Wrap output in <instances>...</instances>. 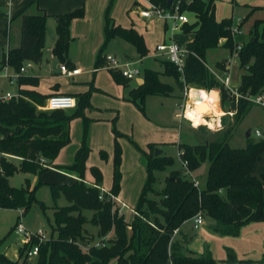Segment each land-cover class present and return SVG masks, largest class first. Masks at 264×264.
<instances>
[{"label": "trees", "instance_id": "obj_1", "mask_svg": "<svg viewBox=\"0 0 264 264\" xmlns=\"http://www.w3.org/2000/svg\"><path fill=\"white\" fill-rule=\"evenodd\" d=\"M216 1L180 0L177 3L181 12H193L196 15L194 23L184 24L186 32L196 29V36L187 44L190 53L183 71L169 59L163 61V72L153 68L144 70L143 83L130 91V100L143 112L148 96H166L173 91L170 84L161 80L162 74L175 78L181 88L187 84L220 89L222 104L230 103L228 91L206 62L207 52L217 48L222 38H227L224 46L230 50L234 48L231 33L234 21L232 18L216 19ZM151 2L161 8L174 5L169 6V0ZM31 5L37 6L38 0H33ZM255 8L259 7L253 10ZM109 10L110 5L106 11L105 42L98 54L97 65L105 63L103 51L116 37L136 46L141 56L147 55L143 36L134 28L115 25ZM83 14L81 8L57 16V40L53 51L63 62L67 59L71 21ZM19 16L22 17L20 45L8 50V58L3 53L1 62V66L8 64L16 71L26 61H41L47 24L45 12L29 14L23 11ZM251 35L240 52V67L244 70L239 87L242 94H256L264 89V20L255 22ZM110 71L117 83L129 84L130 80L119 71ZM30 81L37 82L32 78H19L21 84ZM21 92L25 98L0 102V208H24L26 213L34 203H38L46 212L50 207L36 196L42 181L30 190L29 186L11 185L9 178L18 170L34 173L45 170L41 158L54 159L70 141V121L88 106L91 91L78 96V107L72 113L66 109L38 108L54 94L44 95L31 90ZM204 93L207 91L195 87L190 92L192 95ZM252 107V102L241 97L235 121L222 137L206 143H180V157L188 162L190 170H197L208 163L206 186L200 190L181 170L172 171L166 185L157 190L154 187L155 171L174 165L175 160L168 155L155 157L154 144L149 145V152L140 149L146 156L148 176L136 206L137 213L131 221L119 213L120 204L110 197V194L117 196L121 187L122 149L118 142L115 146L113 187L109 193L102 191L99 186L102 173L97 167L92 168L97 177L95 185L83 180L90 152L86 142L89 125L86 119L82 145L76 153L74 164L69 167L78 172L82 179L72 184H49L54 199L63 195L69 204L59 206L56 203L51 207L54 222L51 223L50 240L40 243L37 264H215L211 256L197 257L183 253L173 237L185 222L192 220L200 211L211 221L212 229L223 235H237L246 224L264 219V175L261 179L253 175L254 167L264 153V139L254 141L249 137L247 146L243 148L230 145L235 129ZM115 133L121 135L117 129ZM4 154L17 155L23 160L18 166ZM221 189L223 192H220ZM149 192L155 193L159 199L149 198ZM85 210L93 212L92 216L88 217ZM37 243L38 239H34L33 245ZM27 248H20L18 260L0 253V264H25L29 258Z\"/></svg>", "mask_w": 264, "mask_h": 264}, {"label": "crops", "instance_id": "obj_2", "mask_svg": "<svg viewBox=\"0 0 264 264\" xmlns=\"http://www.w3.org/2000/svg\"><path fill=\"white\" fill-rule=\"evenodd\" d=\"M172 1V4L180 2V0ZM32 2L33 0H0V90L5 91L6 87L16 85L17 89L12 92L21 94L20 98H25L21 90L37 91L44 95H70L76 99L77 104L74 108H70L69 110L66 109L69 113H72L78 107V96L80 94L91 91V96L88 106L83 108L81 114L70 121V141L61 148L54 159L41 158V164L45 170L42 173L18 170L16 174L20 172L23 173L25 179V185L23 186H29L30 190L34 189L39 180L45 183V185L51 183L72 184L75 181L81 180L80 174L71 170L69 167L74 164L76 153L82 145L85 120L88 119L89 125L86 142L90 148V152L86 160L83 180L89 184L95 185V183H97V177L93 173L92 168L97 167L102 173L99 186L102 191L109 193L113 187L115 146L118 142L122 149L120 166L122 178L120 191L116 197L120 204V209H122V214L125 215V209L129 208L135 216L137 213L136 206L148 176L146 168L147 161L143 159L142 155L139 153L141 151L140 149L149 152V145L154 144L156 147L164 149L163 155H167V145L175 143L178 147V154L182 164L179 145L183 142L180 141V139L164 140V132L157 133L153 136V134H146L147 129H142L140 123L145 122V120L134 105V102L130 100V91L133 87L143 83V69L140 80L135 79L131 80L129 84H120L115 81L110 69L106 70L101 67L102 65H97L98 54L105 42L104 28L106 11L110 5L109 13L115 25H120L125 28H134L142 35L148 52L150 49L156 50L158 44L168 43L171 40H175L187 47V44L195 39L196 29L186 32L184 24L194 23L197 20L196 15L193 12L186 11L185 14L189 22L172 30L170 21L156 16L144 17L140 14L141 10L147 9L150 4H152L151 0H112V2L111 0H38L37 6H32ZM254 7L259 8L253 10ZM81 8L84 10V14L74 18L69 27L70 39L68 43L67 59L63 62L53 51L57 40V16ZM23 11L29 14L45 12L47 14V24L41 61H26L24 63L30 65L27 66V71L22 76L35 79L37 82L30 81L21 84L19 82L20 77H12V75L16 74L18 71L9 66L8 73L11 76L5 75L2 71L1 62L3 53H7L9 49L20 45L22 36V17L19 15ZM214 11L218 21L225 18H232L234 22H237L238 18L242 19L241 25L243 32L239 37H236V41L245 44L252 37L251 29L255 22L257 20H264V0H217ZM224 43L225 41L222 43L219 42V46L215 49H229L224 46ZM102 55L104 58L105 55H107L105 50ZM45 57L48 59L47 65L43 63ZM147 57H149L148 53L145 56H141V58L136 61H138V64H141ZM153 57L158 60V63L162 67L159 71L163 72V61L167 59V56L156 51ZM226 58L227 56L222 57L217 61L215 67L209 66V68L222 73L225 69L224 61ZM123 59L131 58L125 55ZM62 64H65L70 70L80 69V73L68 76L60 69ZM29 68L31 69L30 73L28 72ZM241 70L243 69L241 68ZM241 73L239 82L236 80L233 81L235 85L241 84L244 71ZM171 79L174 81H171ZM161 80L170 84L173 87V91L166 96L151 95L146 99L154 97L160 100V102L165 103V101L173 97H180L179 106L182 107V99L185 95L183 92L179 96L175 94L176 90L180 88L175 78L162 74ZM133 83H136L135 86H133ZM45 104L42 106L39 105L38 108L45 110L43 109ZM237 104L238 101L233 99L228 106L223 105L220 92L218 106L224 114H226V112L235 113L237 111ZM256 107L258 111H255V109L252 111V108L246 116L252 115V113L259 114L258 112L263 114L264 108L259 106ZM178 114L180 113H176L175 116L178 117ZM186 117V120H193L189 117L188 111ZM221 118L222 117L214 118V123L216 124V121H220ZM245 118L237 126L238 128L247 120H245ZM154 128L157 129V126ZM195 128L199 129L196 126L194 129ZM115 129H117L122 136L127 135L131 138L133 145H130L127 140L117 136ZM256 130L262 132L261 136L262 139H264V130L260 127ZM249 131L250 136L247 135L246 146L249 137L251 140H254L252 138L253 131L249 129L247 134ZM213 140L215 139L206 137L203 143ZM103 153H105V156H103ZM4 156L18 166L23 160L22 157L13 154H4ZM204 165L205 163L197 170L192 171L193 176H195L197 180ZM253 175L260 179L263 177L264 153L257 161L253 170ZM58 205L64 206V204ZM52 206L54 205H51V207ZM17 211H19L20 215L21 211H23V215L27 213H25L24 208L17 209ZM133 217L130 220H132ZM205 220L206 222L203 224L204 227H202V229L200 226L194 230V221L192 219L189 220L192 221L191 226L185 227L189 222L187 221L183 224L181 229L176 231L177 234L181 232L182 234L184 232V235L190 234L187 250L182 248L183 253L197 257L211 256L215 264L221 261L264 264V219L262 221L246 224L240 229L237 235H223L217 233L212 229L211 221L206 217ZM38 228H42V226ZM31 229L35 230L34 228ZM23 245V240L21 239L18 248H13V257L6 251L0 253L5 254L12 260H18L20 258V248H22ZM35 263L37 264V259Z\"/></svg>", "mask_w": 264, "mask_h": 264}, {"label": "rangeland", "instance_id": "obj_3", "mask_svg": "<svg viewBox=\"0 0 264 264\" xmlns=\"http://www.w3.org/2000/svg\"><path fill=\"white\" fill-rule=\"evenodd\" d=\"M188 23V22H187ZM240 35H238L239 37ZM248 36V35H247ZM106 54L116 55L117 58L123 59L125 55L129 56L133 61H136L141 58V55L139 54L137 48L126 42L125 40L121 38H114L112 39L108 45L105 47ZM156 53L155 49H150L148 52V56L146 59L143 60V62L138 64V66L145 70L146 68H155L160 70L162 67L158 63V60H156L153 55ZM231 56V50L227 48H218V49H210L207 52L206 60L208 63V66L215 67L216 63L219 59L222 57ZM48 59L45 57L44 64L47 65ZM106 62L102 64V68L105 66ZM106 70H109L107 68H104ZM31 69L29 68L28 72L30 73ZM244 70H241L240 68V57H234L233 63L231 65V74L233 81L239 82L241 72ZM142 75L138 76L136 80H140ZM171 81H174L171 79ZM192 88H200L203 89V91H206L207 88H201L198 86H191ZM17 89L16 85H10L9 87H6L7 91H15ZM195 91V90H194ZM182 92L184 93V88H178L176 90V95H181ZM206 94V93H204ZM204 94H197L203 96ZM193 96L192 94H190ZM183 103H185L188 98L183 96ZM165 101V100H163ZM180 104V97H173L170 100L165 101V103L160 102L157 98L149 97L145 100V112H143L135 103L134 105L139 110L140 114L144 118L145 122L140 123L142 126V129H147L146 134H153V136L157 133H163L164 140H176L180 139L183 143H189V144H199L203 143L204 138H212V139H218L219 137H222L225 132L233 125L235 121V113L234 115L229 114L226 112L224 114L222 110L218 109V113L222 114L220 116H216L217 114L208 116V120L212 121L215 117H222V127L218 128L217 124H213V127H210L209 125H200L197 129L195 127L194 121L186 120V118H179L176 117V113H182L183 108L179 106ZM219 105V104H218ZM229 104L225 105L228 106ZM233 106V105H232ZM253 104V109L255 111H258V108ZM261 107V106H259ZM259 114L252 113V115H248L245 118V122L240 128H236L232 138L230 139V144L234 148H243L246 146L247 141V131L251 129L253 131L252 138L254 140H261L262 136H257L255 133V130L260 127L262 130H264V112L263 114L258 112ZM187 114V109H186ZM148 123V124H147ZM155 125L157 126V129H155ZM148 127V128H147ZM167 128V129H166ZM145 131V130H143ZM120 138H123L127 140L130 145H133L131 142V138H129L127 135H120ZM172 142V141H171ZM158 148V147H156ZM155 148V149H156ZM147 149V148H146ZM139 151V150H138ZM167 155L172 156L175 160L174 165L166 167L164 170H157L155 171L156 180L154 183V187L158 189H162L166 185V180L168 177L172 174V171L174 170H181L184 171V168L182 167L179 154H178V147L175 143H170L166 147ZM143 159L146 160V156L143 153V151L139 152ZM207 164L205 163L201 174L198 177V181L201 184V187L206 186L207 181ZM23 173L20 172L19 174H14L10 178V183L13 186H23L25 185V179L23 177ZM35 185L34 188L39 184ZM36 196L39 200L43 201L48 208L46 212L43 211L41 206L38 203H34L30 210L23 216L20 215L19 211L17 209H6V208H0V252H8L10 256L13 257V248H18V245L21 243L22 236L16 231L17 225L22 222L28 229L34 228L35 230L38 229L39 226H42V228L47 232L48 236L50 237V231H51V223L54 222V213L53 209L51 208V205L57 204H64L67 205L69 202L64 196H60L57 200L54 199L51 188L49 185H45L43 183L42 185H39L36 191ZM151 199H159L158 196L155 195L153 192H149L147 195ZM85 214H87L88 217H91L93 212L85 210ZM125 217L127 220L131 221L130 219L134 216L133 213L130 211V209H125L124 211ZM21 216V217H20ZM206 222V220H205ZM192 221H189L188 224L185 227L191 226ZM204 227V225H201V229ZM185 229V228H183ZM194 230L197 229V227L194 226ZM189 233L187 235H184V232L182 234L177 232L174 234L173 241L177 243L181 248H184L187 250V244L190 241ZM11 250V252H10ZM29 257V256H28ZM36 256H30L25 264H36Z\"/></svg>", "mask_w": 264, "mask_h": 264}, {"label": "built area", "instance_id": "obj_4", "mask_svg": "<svg viewBox=\"0 0 264 264\" xmlns=\"http://www.w3.org/2000/svg\"><path fill=\"white\" fill-rule=\"evenodd\" d=\"M140 14L144 17H159L166 21L171 22V29L175 30L178 27H180L182 24L189 22V19L185 12H181L180 7L178 4L172 5L171 8H161L154 4H150V6L147 9H143L140 11ZM242 19L238 18L237 22H234L231 28V33L234 39V48L231 50V56L227 57L224 61L225 69L222 73L217 72L214 69H211V72L214 74L216 79L220 81V83L225 87V89L228 91V94L231 98V101L234 99L236 101L239 100V98L244 97L250 102H252L255 105H259L264 108V89L256 94H242L239 90L240 85H235L233 83V78L231 74V65L233 63V58L240 57V52L242 51L244 47V43L236 41V37L238 35L242 34V26H241ZM227 38H222L220 40V43L226 41ZM156 51L158 53L164 54L167 56V59H169L172 63H174L180 71H183V68L185 66L186 57L189 55L190 51L186 46L181 45L175 40H171L168 43H160L156 46ZM7 58H8V52ZM105 61L106 64L104 68L119 71L123 76H125L127 79L135 80L138 76L142 74V69L138 66V61H133L131 59H119L114 55L107 54L105 55ZM30 64H23V66L20 68V70L12 75L14 78L21 77L26 71L27 66ZM2 67V71L5 75H9L8 73V64H5ZM61 71L68 75H75L80 73V69H73L70 70L65 64H62L60 66ZM11 76V75H9ZM192 90L191 85H185L184 87V95L188 100L183 103L182 108L183 112L178 114V117L186 118V109L191 105H189L190 101V92ZM207 93L209 94L210 90L212 89H205ZM217 90L219 93L221 92L219 89H213ZM21 97V94L16 92L7 91L6 93L0 90V102H7L12 99H19ZM76 99L73 96L70 95H64V94H54L48 97L45 106L43 109L45 110H54V109H70L74 108L76 106ZM229 114L233 115L234 112H228ZM211 114L207 115L210 116ZM208 118V119H209ZM217 118V117H215ZM192 122V121H191ZM193 123V122H192ZM217 127H222L221 120L218 121ZM256 135L261 136L262 132L260 130H256ZM1 151H0V162H1ZM182 165L184 168V175L189 177L195 187H197L199 190L201 189L200 182L196 179L195 176H193L192 170L188 168V162L182 159ZM220 192H223L221 189ZM110 197L112 200L117 201L116 195L110 194ZM119 213L122 214V209L119 210ZM23 215V211H21V216ZM194 226L200 227L205 223V215L203 211L198 212L195 217L193 218ZM16 231L22 236L23 240V246H27V254L28 256H38L39 254V245L40 243L46 242L50 240V237L48 236L47 232L43 228H38L36 230L28 229L22 222H20L17 227ZM38 239V243L33 245V240ZM101 243H97V245H100ZM217 264H260V263H241V262H228V261H221Z\"/></svg>", "mask_w": 264, "mask_h": 264}, {"label": "bare ground", "instance_id": "obj_5", "mask_svg": "<svg viewBox=\"0 0 264 264\" xmlns=\"http://www.w3.org/2000/svg\"><path fill=\"white\" fill-rule=\"evenodd\" d=\"M218 104V99L215 100L208 93L204 94L203 96L190 95V106L187 108L188 115L191 119H193L192 121H194V125L196 127H199L203 124L213 127L214 120H208L207 115L213 113L217 114L216 116H220V114L218 113Z\"/></svg>", "mask_w": 264, "mask_h": 264}, {"label": "water", "instance_id": "obj_6", "mask_svg": "<svg viewBox=\"0 0 264 264\" xmlns=\"http://www.w3.org/2000/svg\"><path fill=\"white\" fill-rule=\"evenodd\" d=\"M172 3H173V1H172V0H169V6H171ZM135 84H136V83H133V86H135ZM209 95H210L212 98H214L215 100L218 99V101H219L220 93H219L217 90H213V89L210 90ZM247 135L250 136V131L248 132ZM163 154H164V149H162V148H159V147H158V148H156L155 151H154V155H155V157H159V156H161V155H163Z\"/></svg>", "mask_w": 264, "mask_h": 264}]
</instances>
